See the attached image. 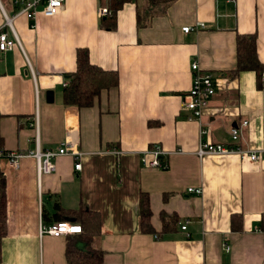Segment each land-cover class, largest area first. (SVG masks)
<instances>
[{
    "label": "crops",
    "instance_id": "1",
    "mask_svg": "<svg viewBox=\"0 0 264 264\" xmlns=\"http://www.w3.org/2000/svg\"><path fill=\"white\" fill-rule=\"evenodd\" d=\"M2 3L12 15L11 3ZM135 6L123 5L113 32L98 26L99 0H64L52 17L39 8L34 20L13 22L20 47L0 53V136L5 151L25 157L17 170L0 162L6 180L0 264H67V237L39 236L40 224L56 223V204L98 212L101 234L94 246L103 252L102 264H264V165L237 155L195 154L201 128L210 144L233 145L236 128L234 145L264 150V88L254 72L229 76L237 35H255L264 64V0H176L143 29L136 27ZM197 24L205 28L182 31ZM79 48L92 64L119 76L116 89L85 109L62 100ZM192 62L212 75L215 87L200 122L188 121L183 107ZM36 135L41 151L57 150L69 135L84 155L56 157L55 172L38 179L36 162L27 156L36 150ZM154 145L167 153L166 170L140 162ZM188 188L202 194H187ZM140 193L149 196L157 233L162 214L178 218L172 232L162 238L140 232ZM233 214L242 215L240 232L230 229Z\"/></svg>",
    "mask_w": 264,
    "mask_h": 264
},
{
    "label": "trees",
    "instance_id": "2",
    "mask_svg": "<svg viewBox=\"0 0 264 264\" xmlns=\"http://www.w3.org/2000/svg\"><path fill=\"white\" fill-rule=\"evenodd\" d=\"M100 7L108 10L109 14L100 17L99 28L113 32L117 29V13L126 2H135L136 27L147 28L152 18L164 16L169 6L176 0H99ZM254 72L257 77V87L264 88L262 74L264 64L260 62L256 51L255 35L236 36V64L229 76L234 78L241 72ZM67 86L63 88L62 100L65 107L85 109L93 106L94 101L103 91L116 89L119 86V76L116 71L104 70L89 60L86 49L76 50V68L72 73L65 74ZM237 146V145H235ZM9 152L3 148V139L0 136V154L5 157ZM6 180L0 172V241L6 234ZM140 232L153 234L156 238H162L170 233L178 224L175 215L162 214L160 219L162 229L157 233L151 224V210L149 196L146 193L139 194L138 202ZM55 222H70L81 226L80 234L68 235L65 246V258L67 264H102L103 252L95 247V240L101 234V220L98 212L85 209L84 206L77 210H64L58 204L55 205ZM66 219H71L66 221ZM260 230L264 232V214L259 221ZM230 229L240 232L242 229V215L233 214L230 219ZM1 260V247H0Z\"/></svg>",
    "mask_w": 264,
    "mask_h": 264
},
{
    "label": "built area",
    "instance_id": "3",
    "mask_svg": "<svg viewBox=\"0 0 264 264\" xmlns=\"http://www.w3.org/2000/svg\"><path fill=\"white\" fill-rule=\"evenodd\" d=\"M11 3L12 7L15 8L12 15L7 14L5 7L0 0V12L3 17V25L0 28V53H4L14 49V47L19 46L20 43L16 37L13 22L16 18L24 16L26 19L32 21L35 19L38 9L42 8V14L46 17H52L64 8V0H7ZM98 16L104 17L109 14L108 10L99 7ZM7 28L12 39L7 36L4 31ZM205 28L204 24H197L194 27H184L182 31L184 33H189L192 31H199ZM190 70L192 72L191 87L187 96L183 100V107L185 110L190 112L187 117L188 121L200 122L204 109L208 106L211 98L215 94V87L213 84L212 75L207 72H203L196 62H192L190 65ZM262 79L264 81V72L262 74ZM67 83L64 84V87ZM247 122H243L242 126H246ZM208 135V131L205 128L200 129L199 133V146L196 151V156L198 158H203L208 155H237L240 158H247L254 163H262L264 165V150H251V149H241L234 144L239 139V131L234 128L231 131V141L233 145H218L210 144L206 142L205 137ZM36 150L27 156L32 157L36 162V173L37 178L40 179L43 175H50L55 172V165L53 160L58 156L69 155L75 160L80 159L84 154L78 151L75 145L69 141V135H67L66 140L60 144L57 150H45L41 151L38 147V135L35 138ZM119 154V152H115ZM175 153L180 154L181 151H175ZM167 156V153L161 149L160 146L154 145L146 151L142 152L140 155V162L142 166L149 168L166 170L168 168L167 163L163 160V157ZM25 157L22 153H8L5 157L0 154V162L6 159L14 169H19V160ZM81 164L78 162L74 165V170L79 171ZM187 194H193L200 196L202 194L201 189L188 188L186 190ZM181 230L185 231L186 226H183ZM81 226L73 224L70 222H57L50 225L40 224L39 226V236L49 235L54 238H60L62 236H68L72 234H80ZM225 250L229 251L230 248L224 245Z\"/></svg>",
    "mask_w": 264,
    "mask_h": 264
}]
</instances>
